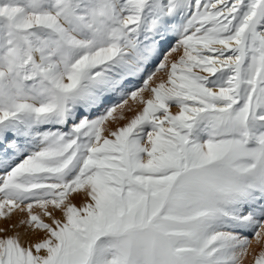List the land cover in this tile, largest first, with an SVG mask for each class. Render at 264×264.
Wrapping results in <instances>:
<instances>
[{
  "label": "snow or ice",
  "instance_id": "6c2138e0",
  "mask_svg": "<svg viewBox=\"0 0 264 264\" xmlns=\"http://www.w3.org/2000/svg\"><path fill=\"white\" fill-rule=\"evenodd\" d=\"M0 220V264H264V0H0Z\"/></svg>",
  "mask_w": 264,
  "mask_h": 264
},
{
  "label": "rangeland",
  "instance_id": "374dc122",
  "mask_svg": "<svg viewBox=\"0 0 264 264\" xmlns=\"http://www.w3.org/2000/svg\"><path fill=\"white\" fill-rule=\"evenodd\" d=\"M131 103V102H130ZM173 111H175L176 109H175V107H173V109H172ZM126 114V116H131L132 115V113H125ZM125 121H120L119 123L120 124H123ZM113 126H116V124H115V122H113ZM34 211H38V209H34ZM16 215V216H15ZM19 216H21V214H19L18 212L17 213H15L13 216H12V221H16V220H18L20 217ZM5 222L3 221V220H0V226H2L3 224H4ZM253 247H255V248H257V250L259 249V246L258 245H253ZM245 264H251V256H249V257H247L246 258V260H245Z\"/></svg>",
  "mask_w": 264,
  "mask_h": 264
},
{
  "label": "bare ground",
  "instance_id": "6f19581e",
  "mask_svg": "<svg viewBox=\"0 0 264 264\" xmlns=\"http://www.w3.org/2000/svg\"><path fill=\"white\" fill-rule=\"evenodd\" d=\"M73 202H75L77 205H79L80 203H82L83 201L80 199V197L78 195L73 196ZM16 216V215H15ZM20 217V216H19Z\"/></svg>",
  "mask_w": 264,
  "mask_h": 264
}]
</instances>
